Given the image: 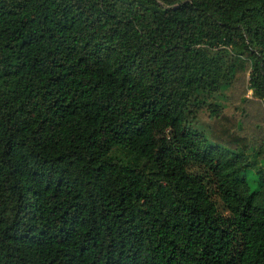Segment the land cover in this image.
<instances>
[{"label": "trees", "instance_id": "16d2710c", "mask_svg": "<svg viewBox=\"0 0 264 264\" xmlns=\"http://www.w3.org/2000/svg\"><path fill=\"white\" fill-rule=\"evenodd\" d=\"M258 119L264 0H0V264H264Z\"/></svg>", "mask_w": 264, "mask_h": 264}, {"label": "rangeland", "instance_id": "374dc122", "mask_svg": "<svg viewBox=\"0 0 264 264\" xmlns=\"http://www.w3.org/2000/svg\"><path fill=\"white\" fill-rule=\"evenodd\" d=\"M250 94H251V91L249 90V91L247 92L246 97H250ZM254 109H255V108H254ZM253 112H254V110H253ZM255 112L258 114V112H257L256 110H255ZM258 121H260V120L258 119ZM255 122H256V121H255ZM255 122L249 124V128H246V127H245V129H248L247 131L250 132V133L258 134V135H257L258 137H261V138L264 139V121H260V123H259V124H262L261 135H262L263 137L259 134V132H258V131H259V127H258V125L255 126ZM243 129H244V128H243ZM245 129H244V131H245ZM240 132H243V130L240 129ZM113 154H114V155L121 156V157L124 158L123 151H122L121 149H119V148H116V149L113 151Z\"/></svg>", "mask_w": 264, "mask_h": 264}]
</instances>
